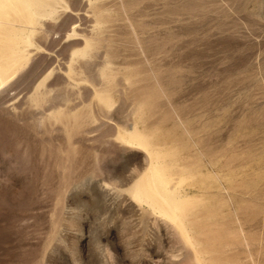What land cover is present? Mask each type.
<instances>
[{
  "label": "rangeland",
  "instance_id": "374dc122",
  "mask_svg": "<svg viewBox=\"0 0 264 264\" xmlns=\"http://www.w3.org/2000/svg\"><path fill=\"white\" fill-rule=\"evenodd\" d=\"M0 264H264V0H0Z\"/></svg>",
  "mask_w": 264,
  "mask_h": 264
},
{
  "label": "bare ground",
  "instance_id": "6f19581e",
  "mask_svg": "<svg viewBox=\"0 0 264 264\" xmlns=\"http://www.w3.org/2000/svg\"><path fill=\"white\" fill-rule=\"evenodd\" d=\"M24 2V1H23ZM30 13V12H29Z\"/></svg>",
  "mask_w": 264,
  "mask_h": 264
}]
</instances>
